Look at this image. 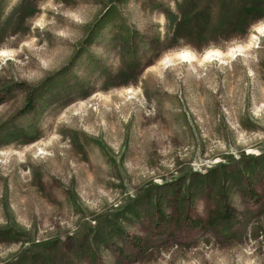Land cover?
I'll list each match as a JSON object with an SVG mask.
<instances>
[{"label": "rangeland", "instance_id": "obj_1", "mask_svg": "<svg viewBox=\"0 0 264 264\" xmlns=\"http://www.w3.org/2000/svg\"><path fill=\"white\" fill-rule=\"evenodd\" d=\"M261 25L264 0H0V264H264Z\"/></svg>", "mask_w": 264, "mask_h": 264}, {"label": "bare ground", "instance_id": "obj_2", "mask_svg": "<svg viewBox=\"0 0 264 264\" xmlns=\"http://www.w3.org/2000/svg\"><path fill=\"white\" fill-rule=\"evenodd\" d=\"M258 31L264 33V25L258 26L257 27V32ZM243 49H244V46L243 45H239V46L233 47L227 53H225L224 51L219 50V49H208L202 55L201 58H202L203 61H208V60L215 59V58L216 59H222L225 55H228V56L229 55H233V54H236V52L241 51ZM8 53L9 52L7 50L2 49L0 54L3 56V55H6ZM176 56L179 59H182L184 61H191L192 62V61L198 60V55H196L195 53H193L190 50H185V49L182 50V51L177 52L176 53Z\"/></svg>", "mask_w": 264, "mask_h": 264}, {"label": "trees", "instance_id": "obj_3", "mask_svg": "<svg viewBox=\"0 0 264 264\" xmlns=\"http://www.w3.org/2000/svg\"><path fill=\"white\" fill-rule=\"evenodd\" d=\"M51 198H54V197H51ZM34 201H35V200H34ZM34 201H33V203H34ZM36 201H37V200H36ZM46 203H48V207H49L51 201L49 200V202H48V200H47Z\"/></svg>", "mask_w": 264, "mask_h": 264}]
</instances>
